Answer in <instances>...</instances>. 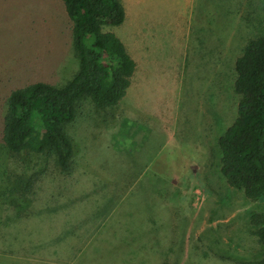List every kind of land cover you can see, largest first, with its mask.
Here are the masks:
<instances>
[{
	"label": "rangeland",
	"instance_id": "rangeland-1",
	"mask_svg": "<svg viewBox=\"0 0 264 264\" xmlns=\"http://www.w3.org/2000/svg\"><path fill=\"white\" fill-rule=\"evenodd\" d=\"M123 1L143 72L117 107L78 103L63 173L3 135L13 90L78 71L72 22L61 0H0V264H256L260 205L220 175L217 140L264 0ZM125 28L105 30L124 43Z\"/></svg>",
	"mask_w": 264,
	"mask_h": 264
},
{
	"label": "trees",
	"instance_id": "trees-1",
	"mask_svg": "<svg viewBox=\"0 0 264 264\" xmlns=\"http://www.w3.org/2000/svg\"><path fill=\"white\" fill-rule=\"evenodd\" d=\"M61 1L72 22L79 69L62 86L34 82L13 90L3 140L12 153L53 155L60 170L69 173L74 145L67 127L75 119L78 103L89 100L99 110L117 106L136 63L123 42L105 30L124 22L123 0ZM233 71L237 113L217 140L218 169L230 186L260 205L248 217L264 247V27L246 42ZM256 264H264V258Z\"/></svg>",
	"mask_w": 264,
	"mask_h": 264
},
{
	"label": "crops",
	"instance_id": "crops-1",
	"mask_svg": "<svg viewBox=\"0 0 264 264\" xmlns=\"http://www.w3.org/2000/svg\"><path fill=\"white\" fill-rule=\"evenodd\" d=\"M131 17V16H130ZM125 30H126V34L123 38L124 40V46L125 48L127 49L128 53L130 54V56L132 57V59L135 61L136 63V68H135V71L134 73L132 74L133 78L131 80V83H135V81L140 77V75L142 74L143 72V69H144V63H143V59H142V56H141V53L139 51V48H138V43L136 41V37L134 36L135 34L132 33V30L131 31V27L133 26L132 25V20H130V22L128 23V15H127V12L125 10ZM124 23V22H123ZM139 32V35L141 33H143V26L140 27L136 33ZM133 44V49H134V52H132L130 49V45L132 46ZM131 76V77H132ZM122 102H120L118 105H121ZM117 107V106H116ZM110 108H113V107H110ZM105 109H109V108H105ZM123 111V114L127 113L126 110H125V106L124 108L122 109Z\"/></svg>",
	"mask_w": 264,
	"mask_h": 264
}]
</instances>
